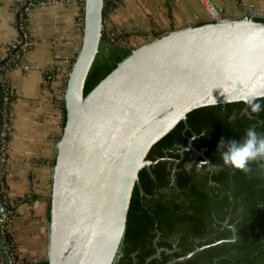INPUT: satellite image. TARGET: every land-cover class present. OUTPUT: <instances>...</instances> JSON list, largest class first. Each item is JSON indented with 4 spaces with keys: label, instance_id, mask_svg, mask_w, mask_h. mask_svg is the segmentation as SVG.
<instances>
[{
    "label": "water",
    "instance_id": "obj_1",
    "mask_svg": "<svg viewBox=\"0 0 264 264\" xmlns=\"http://www.w3.org/2000/svg\"><path fill=\"white\" fill-rule=\"evenodd\" d=\"M104 12V0H83L53 148L43 223L46 264H112L138 174L156 163L146 160L150 149L192 111L245 104L248 93L264 92V13L249 9L239 19L130 43L129 56L84 96L104 40ZM0 251L11 264L1 239Z\"/></svg>",
    "mask_w": 264,
    "mask_h": 264
},
{
    "label": "trees",
    "instance_id": "obj_2",
    "mask_svg": "<svg viewBox=\"0 0 264 264\" xmlns=\"http://www.w3.org/2000/svg\"><path fill=\"white\" fill-rule=\"evenodd\" d=\"M122 41L121 46L100 45L84 85V96L129 56L131 50L125 47L128 41ZM260 103L264 106V98ZM249 127L264 134V107L259 113L251 112L242 103L201 108L189 113L185 124L180 122L157 142L146 160L173 161L140 170L138 185L149 199L140 197L138 187H134L125 232L112 264H168L200 248L203 249L187 260L174 264H264V158L250 163L247 173L230 167L204 173L203 166L202 174H197L194 169L183 168L186 161H200L190 152H182L181 156L164 154L173 145L186 148V137L202 130L204 135L191 144L195 149L204 148L208 162L218 164V139L242 138ZM180 157L179 162H174ZM171 167L177 192L166 197L157 191L167 187ZM5 179L3 176L1 181ZM209 180L213 185H208ZM0 203L14 220L15 211L7 209L2 200ZM225 222L236 228L235 234L225 227ZM157 234L158 241L153 244ZM233 236L235 242H228ZM5 238L11 240L9 235ZM171 239L175 242L171 243ZM36 264L46 263L39 259Z\"/></svg>",
    "mask_w": 264,
    "mask_h": 264
},
{
    "label": "crops",
    "instance_id": "obj_3",
    "mask_svg": "<svg viewBox=\"0 0 264 264\" xmlns=\"http://www.w3.org/2000/svg\"><path fill=\"white\" fill-rule=\"evenodd\" d=\"M210 1L227 19H239L249 9L264 12V0ZM31 2L33 8L24 13L23 0H0V53L16 40L25 39L29 44L19 67L8 74L15 116L4 183L0 176V199L4 200L1 192L4 188L5 196L18 202L11 236L24 264L45 258L43 223L53 148L62 123L51 89L55 92L60 89L76 54L83 5V0ZM119 3V10L106 14L105 26L128 34L129 41L209 22L202 0H119ZM18 22L21 34L16 29ZM45 74L55 78L50 88L43 84ZM0 264H8L2 251Z\"/></svg>",
    "mask_w": 264,
    "mask_h": 264
},
{
    "label": "built area",
    "instance_id": "obj_4",
    "mask_svg": "<svg viewBox=\"0 0 264 264\" xmlns=\"http://www.w3.org/2000/svg\"><path fill=\"white\" fill-rule=\"evenodd\" d=\"M206 11L207 16L209 18V22H218L221 20H226L227 18L219 11H216L215 8L209 4L207 0H202ZM24 13L28 12L33 8V3L31 0H23ZM211 6V7H210ZM120 3L119 0H104V11L106 14H112L119 10ZM258 13H264L263 11H256ZM21 34V24L17 23L16 28ZM107 30H103V39L109 45L120 46V38L122 35L109 27H105ZM118 39V43L116 40ZM29 44L26 40H16L14 43L10 44L4 49L3 54L0 53V176H4L7 173V168L9 165V155H8V144L12 137L13 123H14V94L9 88L8 85V74L19 67L20 61L22 59L23 54L27 51ZM70 68V67H69ZM69 71V69H68ZM66 78V77H65ZM64 78V80H65ZM54 76L51 74H45L43 78L44 86L50 88L51 84L54 82ZM64 89L60 88L57 92L51 89V96L56 97L57 102L55 103L56 108L60 110V118L62 121V113L60 108L59 99L63 96ZM3 188V187H2ZM4 197V205L7 209L16 210L18 202L10 200L5 195L6 190L1 189ZM10 214L4 211V214L0 216V239L3 243L6 251L8 252L9 259L11 264H24L19 258L16 250L14 249V243L12 241L11 230H12V222L13 220L10 218ZM6 235H9L11 238L10 241L6 240ZM36 264V262H33Z\"/></svg>",
    "mask_w": 264,
    "mask_h": 264
},
{
    "label": "clouds",
    "instance_id": "obj_5",
    "mask_svg": "<svg viewBox=\"0 0 264 264\" xmlns=\"http://www.w3.org/2000/svg\"><path fill=\"white\" fill-rule=\"evenodd\" d=\"M261 98L264 92L254 91L243 97V102L253 113L262 110ZM216 151L219 153L220 163L208 162L209 171H218L222 167H230L234 170L247 173L249 164L264 157V134L258 133L255 128L249 127L245 130L242 138H227L221 136L216 143ZM225 227L233 234L236 228L225 222ZM228 242H235L234 236Z\"/></svg>",
    "mask_w": 264,
    "mask_h": 264
},
{
    "label": "flooded vegetation",
    "instance_id": "obj_6",
    "mask_svg": "<svg viewBox=\"0 0 264 264\" xmlns=\"http://www.w3.org/2000/svg\"><path fill=\"white\" fill-rule=\"evenodd\" d=\"M124 37H121L120 39L123 40ZM120 40V44L122 45L124 43V41ZM127 44L125 45V47H127L128 49H132V47L130 46L132 43L131 41H129L127 39ZM133 44H137L136 42L133 43ZM102 45L103 46H106L108 47V43H106L105 40H103L102 42ZM120 45V46H121ZM242 113H245V110H243L241 112ZM184 124H185V121H184ZM185 128H186V125H185ZM204 135V132L201 130V132L199 134L195 133V132H191V134L189 135V137H186V148H181L180 146L178 145H173L171 146L170 148H168L166 151H164V154H167V153H172L174 155L178 154L181 156L182 152H190L195 158H199L200 161H197V162H185L184 165H183V168L186 170V171H189L190 169H194L195 173L197 174H202V167L204 166V169H203V172L204 173H211V171H209V168H208V160L204 157V148H200V149H195L193 146H192V142L195 141V140H198L199 138H201L202 136ZM264 157H261L259 158L258 160H263ZM182 159V157H180V159H178L177 161H174V162H179L180 160ZM173 160L172 159H168V158H156L154 161H150V162H156L155 165L158 163V162H169L171 163ZM154 165V166H155ZM152 166V167H154ZM151 168V167H149ZM147 168V169H149ZM174 167H171L170 169V173H169V176H168V185L167 187L165 188H162L161 190H158L157 191V194H162L163 196H166V197H170L173 192L176 194L177 190H176V187H175V184H174ZM208 185H213V183L209 180L208 181ZM138 193H139V196L142 197L144 196L146 199H149L148 196L146 195H143V192L141 191L140 188H138ZM141 191V192H140ZM158 237L159 235L157 234L156 237L154 238L153 240V244H155L157 241H158ZM171 243H174L175 242V239H171L170 241ZM160 251H156V254H158ZM192 253V252H191ZM190 254V253H189ZM188 255V254H187ZM186 255V256H187ZM157 255H155L154 257L152 258H155ZM185 257V256H184ZM183 258V257H182ZM181 259V258H179ZM178 260V259H176ZM176 260H173L171 261L170 263L168 264H172L174 261ZM176 263V262H174ZM173 263V264H174Z\"/></svg>",
    "mask_w": 264,
    "mask_h": 264
},
{
    "label": "rangeland",
    "instance_id": "obj_7",
    "mask_svg": "<svg viewBox=\"0 0 264 264\" xmlns=\"http://www.w3.org/2000/svg\"><path fill=\"white\" fill-rule=\"evenodd\" d=\"M105 14H106V12H104ZM105 27H107V26H105V23H104V30H107V29H105ZM80 28H81V21H80ZM120 34H122V35H119V36H122V37H124L125 39H130L131 37H129V35L128 34H126V33H120ZM152 38H155V37H157V36H151ZM152 38H146V37H141V38H134V39H132L131 41L132 42H136L137 44H136V46H140L142 43H145L146 41H149V40H152ZM122 40V39H121ZM116 43H118V39L116 40ZM141 43V44H140ZM72 63V62H71ZM71 65V64H70ZM60 88H62V89H64V83L60 86ZM59 103H60V108H62V101H61V98L59 99ZM61 111H62V109H61ZM49 185V184H48ZM48 189H49V186H48ZM48 194H47V196L49 195V192H47ZM47 199H48V197H47Z\"/></svg>",
    "mask_w": 264,
    "mask_h": 264
},
{
    "label": "bare ground",
    "instance_id": "obj_8",
    "mask_svg": "<svg viewBox=\"0 0 264 264\" xmlns=\"http://www.w3.org/2000/svg\"><path fill=\"white\" fill-rule=\"evenodd\" d=\"M211 7V6H210Z\"/></svg>",
    "mask_w": 264,
    "mask_h": 264
}]
</instances>
